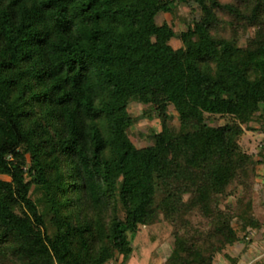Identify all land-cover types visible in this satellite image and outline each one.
Instances as JSON below:
<instances>
[{
	"label": "trees",
	"instance_id": "obj_1",
	"mask_svg": "<svg viewBox=\"0 0 264 264\" xmlns=\"http://www.w3.org/2000/svg\"><path fill=\"white\" fill-rule=\"evenodd\" d=\"M261 130L264 0H0V264H129L160 223L214 264L262 227Z\"/></svg>",
	"mask_w": 264,
	"mask_h": 264
},
{
	"label": "rangeland",
	"instance_id": "obj_2",
	"mask_svg": "<svg viewBox=\"0 0 264 264\" xmlns=\"http://www.w3.org/2000/svg\"><path fill=\"white\" fill-rule=\"evenodd\" d=\"M223 2H236L237 0H222ZM188 13L187 8H182L180 10L181 15H186ZM168 20H171V16H166ZM180 26L178 25V28ZM252 32L250 31L247 35V38H250L252 36ZM247 39L242 40V45L246 44ZM172 46L175 49H179L181 47V43L179 41H173ZM143 107L138 104H133L130 107V113L132 116H138L142 114ZM212 123L216 126L223 125V120H215L212 121ZM171 126H178V121L175 120L171 124ZM256 124H253V127H256ZM151 130H154L156 132H161L162 125L159 120H143L139 123H137L133 129V141L137 144L138 147L144 148L150 145V140L146 137H143L140 135V132H147V134H151ZM254 131H249L247 137L243 140V145L245 148H247L249 153H252V151H256L255 148L256 144L253 143V133ZM255 142V140H254ZM258 160V159H257ZM264 165L263 166H257V173L256 178L254 179V189L253 192V198H254V214L256 218L260 221L261 224L264 222V193L262 192L264 190ZM244 192L242 191L239 193V196L242 195ZM237 196V197H239ZM236 200L235 198H230L229 200H225L222 204V207L225 208L226 204H230L232 206H235ZM193 224L196 226H202L206 227L207 222L204 218L199 216L198 214L193 216L192 218ZM174 232L175 228L167 223H160L154 227L149 228H142V231L135 234L130 235V241L132 243V247L134 249V254L132 259L130 260L129 264H153L156 261L157 254H160L163 256V262L161 264H178V259L175 258L173 253V248L175 246V239H174ZM257 232V230H254V234ZM244 235H241V240L247 241L246 238L243 237ZM253 235H249L248 238H250ZM249 242V240H248ZM229 249V248H228ZM226 249L222 254H219L215 258L214 264L218 263V259H221L222 255L225 254ZM110 264H116V263H110ZM219 264V263H218Z\"/></svg>",
	"mask_w": 264,
	"mask_h": 264
},
{
	"label": "crops",
	"instance_id": "obj_3",
	"mask_svg": "<svg viewBox=\"0 0 264 264\" xmlns=\"http://www.w3.org/2000/svg\"><path fill=\"white\" fill-rule=\"evenodd\" d=\"M253 134V133H252ZM258 132L253 134V143ZM263 166V165H262ZM264 179V178H263ZM264 183V182H263ZM247 241L240 240L234 246L218 259L219 264H256L264 259V222L260 229L253 234ZM249 240V242H248ZM163 256L157 254L156 261L153 264H161ZM217 263V264H218Z\"/></svg>",
	"mask_w": 264,
	"mask_h": 264
},
{
	"label": "built area",
	"instance_id": "obj_4",
	"mask_svg": "<svg viewBox=\"0 0 264 264\" xmlns=\"http://www.w3.org/2000/svg\"><path fill=\"white\" fill-rule=\"evenodd\" d=\"M255 148L260 150L261 148H264V131H258V134L256 135V139H255ZM251 235L254 234V231L250 232Z\"/></svg>",
	"mask_w": 264,
	"mask_h": 264
},
{
	"label": "clouds",
	"instance_id": "obj_5",
	"mask_svg": "<svg viewBox=\"0 0 264 264\" xmlns=\"http://www.w3.org/2000/svg\"><path fill=\"white\" fill-rule=\"evenodd\" d=\"M258 132V131H257ZM255 134V133H254Z\"/></svg>",
	"mask_w": 264,
	"mask_h": 264
}]
</instances>
